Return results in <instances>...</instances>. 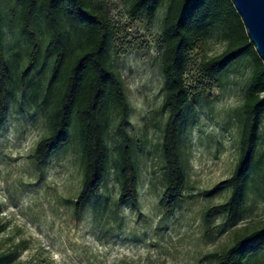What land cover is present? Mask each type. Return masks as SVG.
Here are the masks:
<instances>
[{
	"label": "rangeland",
	"instance_id": "obj_1",
	"mask_svg": "<svg viewBox=\"0 0 264 264\" xmlns=\"http://www.w3.org/2000/svg\"><path fill=\"white\" fill-rule=\"evenodd\" d=\"M113 30L110 60L120 72L128 100L127 130L138 172L137 206L118 202L117 118L107 130L106 184L78 216L74 199L83 163L77 130L71 141L37 164L36 143L47 132L41 106L52 71L44 51L30 64L14 0H2L4 41L11 65L10 97L0 114V264H215V255L243 234L264 225V116L253 173L237 215L206 218L227 200L228 178L239 156L242 103L252 74L247 59L217 79L200 64L226 46L220 32L189 54L185 83L191 94L182 136L186 187L175 206L164 207L162 133L163 76L160 53L165 7L154 18L129 13L130 0H94ZM246 264H264V250Z\"/></svg>",
	"mask_w": 264,
	"mask_h": 264
},
{
	"label": "trees",
	"instance_id": "obj_2",
	"mask_svg": "<svg viewBox=\"0 0 264 264\" xmlns=\"http://www.w3.org/2000/svg\"><path fill=\"white\" fill-rule=\"evenodd\" d=\"M21 34L30 45L33 64L41 51L52 56L49 86L41 106L47 132L33 150L39 164L78 133L83 173L74 199V214L91 198L99 197L106 184L109 164L107 130L117 118L120 137L119 203H139L138 172L127 130L128 100L120 72L110 60L113 30L108 13L94 0H14ZM0 0V114L10 97L11 65L4 41ZM165 7L160 62L163 76V110L167 117L161 152L165 169L164 207L171 210L186 187L182 163V136L191 94L185 83L189 54L197 43L220 32L225 48L200 64L202 74L217 79L234 63L247 59L252 74L242 103L239 156L231 175L217 187H227V200L206 211V218L221 213L237 215L247 195L255 165L264 116V63L250 42L232 0H130L129 13L154 18ZM264 250V225L240 235L215 255V264H246ZM6 257L0 254V262Z\"/></svg>",
	"mask_w": 264,
	"mask_h": 264
},
{
	"label": "water",
	"instance_id": "obj_3",
	"mask_svg": "<svg viewBox=\"0 0 264 264\" xmlns=\"http://www.w3.org/2000/svg\"><path fill=\"white\" fill-rule=\"evenodd\" d=\"M246 28L250 42L264 63V0H232Z\"/></svg>",
	"mask_w": 264,
	"mask_h": 264
}]
</instances>
